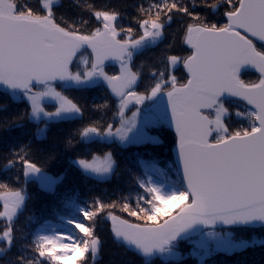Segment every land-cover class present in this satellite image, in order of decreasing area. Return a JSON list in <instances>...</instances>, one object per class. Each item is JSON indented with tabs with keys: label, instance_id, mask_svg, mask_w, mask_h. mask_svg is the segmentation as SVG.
I'll return each mask as SVG.
<instances>
[{
	"label": "snow or ice",
	"instance_id": "1",
	"mask_svg": "<svg viewBox=\"0 0 264 264\" xmlns=\"http://www.w3.org/2000/svg\"><path fill=\"white\" fill-rule=\"evenodd\" d=\"M62 3L0 0V264H264V0Z\"/></svg>",
	"mask_w": 264,
	"mask_h": 264
},
{
	"label": "trees",
	"instance_id": "2",
	"mask_svg": "<svg viewBox=\"0 0 264 264\" xmlns=\"http://www.w3.org/2000/svg\"><path fill=\"white\" fill-rule=\"evenodd\" d=\"M109 3H117L118 0H106ZM60 10L64 11L67 15L74 16L76 12L72 6V0H64V3L60 5ZM104 237V247L102 256L98 262V264H129V259L132 256L131 253L125 254L123 250L119 247H116L112 244L111 240L109 239L106 231L102 232ZM255 235L258 238H264V233L256 232ZM184 253L187 254L188 246H185L183 249ZM258 258V253H250L249 258ZM234 258L226 257L222 254L215 255L213 257L208 258L205 261V264H232ZM188 264H198L193 258H190Z\"/></svg>",
	"mask_w": 264,
	"mask_h": 264
}]
</instances>
